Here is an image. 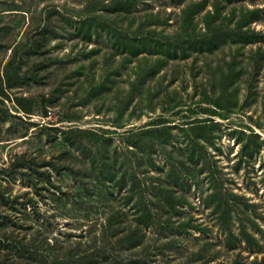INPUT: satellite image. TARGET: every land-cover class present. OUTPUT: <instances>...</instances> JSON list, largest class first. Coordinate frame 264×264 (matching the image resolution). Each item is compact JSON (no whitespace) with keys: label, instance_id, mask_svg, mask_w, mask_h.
Masks as SVG:
<instances>
[{"label":"rangeland","instance_id":"rangeland-1","mask_svg":"<svg viewBox=\"0 0 264 264\" xmlns=\"http://www.w3.org/2000/svg\"><path fill=\"white\" fill-rule=\"evenodd\" d=\"M92 1L0 0V111L17 115L0 118V189L10 200L17 198L16 207L21 209L0 205V230L10 217L24 221V212L30 214V224L50 225L51 237L81 239L91 228L93 223L83 218L85 205H75L79 182L51 164L61 163L56 127L109 131L122 148L124 131L167 125L172 131L168 149L185 161L184 172L194 175L186 177L184 185L176 184L186 193L180 216L204 228L180 235L182 255L207 243L212 258L192 264H264V0H135L125 20L113 16V31L99 26L88 41L78 29L80 16ZM201 2L186 24L184 11ZM209 11L216 15L212 29L206 20ZM251 12L243 24L244 32L251 33L242 36L239 21ZM141 23L152 24L159 38H168L171 54L167 59L168 53L159 48L150 56L151 63L161 57L167 60L141 85L144 95L137 93L124 110L136 68L147 67L146 54L126 62L127 54L122 55L126 50L115 39L129 26L136 32ZM212 31L218 35L216 46L211 50L200 43L195 46L194 41ZM186 34L193 37L186 39L188 55L183 59L178 41ZM37 42L43 47L34 52L31 47ZM19 45H24L19 51L21 68L8 79L5 67ZM229 72L234 75L231 82L226 80ZM108 75L116 81L109 91L92 92V81L102 82ZM194 119L214 121L208 124L212 138L203 141L202 154L186 131ZM142 154L155 183H166L168 155L160 147L143 148ZM23 155L37 158L40 171L49 172L52 182L39 180L36 186L20 173H1ZM79 160L73 153L68 164L83 174L85 166ZM101 201L106 203L105 198ZM99 215L95 212L91 219ZM178 253L173 250L159 259L162 264H177L184 257Z\"/></svg>","mask_w":264,"mask_h":264},{"label":"trees","instance_id":"trees-1","mask_svg":"<svg viewBox=\"0 0 264 264\" xmlns=\"http://www.w3.org/2000/svg\"><path fill=\"white\" fill-rule=\"evenodd\" d=\"M134 1L112 0L108 3H98V0H93L84 15L80 16L79 34L83 35L85 40L91 41L93 32L98 33L99 26L105 30L108 29L110 33L113 31L111 24L116 20L113 16L116 15L117 18L121 17L125 20L132 12ZM96 3L98 6H95ZM202 6V2L195 3L184 11L186 24L192 21L195 12L193 9ZM100 11L103 12L102 15L98 14ZM252 13L244 14L239 21L242 36L251 33L244 32L243 24L248 21ZM215 17L216 15L210 11L206 15L207 24L211 29L216 22ZM151 25L141 23L133 33L129 26V29L124 31L126 34L118 33L123 39H115L116 44L120 45L118 47L126 50L122 53L124 56L127 54L126 62L131 63L134 58L146 54L144 60L147 67L145 70L136 68L137 78L131 81V88L124 101V110L129 108L137 93L144 95L141 85L145 86L150 78L156 76L160 66L171 54V43L168 38H159L160 35L156 29L151 28ZM213 32L205 34L201 41H194L195 46L197 47L200 43L211 50L217 45L218 40V35L216 36V32ZM192 37L193 35L186 34L178 41L182 43L183 59H186L188 55L186 39H192ZM164 40L168 41L163 42ZM149 46L150 49H147ZM22 47L24 48V45L17 47L5 67L8 79L12 72L19 74L18 69L21 68L23 60L19 51ZM42 47L43 44L37 42L31 48L37 52ZM159 48L163 53H168V56H164L167 59L161 57L151 63L150 56L156 55ZM258 68L259 63L256 65V69ZM233 78L234 75L231 72L226 75L227 81L231 82ZM114 82H116L115 79H111L108 75L102 82L92 81L90 88L97 94L108 92ZM220 101H217L218 106H221ZM16 116L8 110L0 111V118ZM194 120L196 121L189 123V129L186 131L190 135L194 149L199 148L202 154L206 150L203 141L212 138L209 135L208 124L214 121ZM164 122L162 120V123ZM47 129L51 130L48 127ZM55 130L59 131L61 136L58 144L63 164L61 165L60 162L51 164L56 171L64 169L79 182L75 205H85L86 211L83 218L93 224L90 229L84 231L81 239L72 240L51 237L50 225L38 221L33 223L34 225L30 224L29 213L24 212L22 222L16 217L12 219L10 217V221H3L4 223L1 224L0 249L3 252L0 253V264H162L159 259L161 255L165 256L177 249L180 252L178 254L182 255L179 249V241L182 238L180 235L183 236L191 230L204 231V228L196 225L193 219L180 216L183 204L186 202V193L177 189L176 184L184 185L185 178L194 175L191 172H184L185 161L180 157H174V151L168 149V144L172 141L171 127L153 124L148 128L126 130L121 135L125 143L122 148L114 143L108 135L109 131L84 128L58 129L57 127ZM114 133L117 132L114 131ZM156 147H160L170 161V169L164 179L166 183L161 181L155 183L156 177L149 175L147 161L142 154L143 148L153 150ZM194 149H192L193 152L190 151L191 157L195 154ZM73 153H78L81 158L79 162L85 166L83 174L72 164H68ZM40 164L37 158H27L23 155L13 159L9 166L1 170V173H20L22 176L33 179L36 186L39 180L51 183V174L40 171ZM89 182L93 186H90ZM117 194L121 196L118 198ZM104 198L106 203L101 204ZM17 200V198L10 200L0 189V205H9L11 209L19 211L21 209L16 207L19 204ZM22 204L25 208V203ZM99 205L104 206L102 212L99 211L101 207ZM32 206L35 207L34 204ZM95 212L100 215L93 220L91 216ZM224 220L227 221V219ZM228 230L232 235L230 227ZM210 256L207 243H203L199 249L181 258L177 264L206 262L208 258H212Z\"/></svg>","mask_w":264,"mask_h":264}]
</instances>
